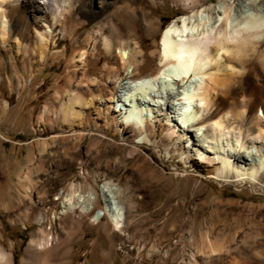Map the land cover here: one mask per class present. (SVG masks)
<instances>
[{
	"label": "rangeland",
	"instance_id": "rangeland-1",
	"mask_svg": "<svg viewBox=\"0 0 264 264\" xmlns=\"http://www.w3.org/2000/svg\"><path fill=\"white\" fill-rule=\"evenodd\" d=\"M96 1L93 11L99 10ZM215 1H201L202 7ZM108 7L123 38L130 37L138 51L134 78L156 73L161 32L180 14L190 13L178 0H116ZM45 17L49 22L48 12ZM64 24L66 33H55L50 50L54 53L44 62L35 58L31 47L35 41L27 32L18 33L19 44L28 50L24 55L14 53L11 38L0 42V107L7 103L0 115V243L11 249L14 264H19L29 233L37 228L22 219L24 212L30 216L42 212L41 225L53 212L49 230L59 237L77 219L80 225L66 244L67 264H191L187 261L191 253L193 264H264V243L254 242L264 235L253 240L244 225L248 220L264 225V218L236 217L264 212V170L254 181L206 177L216 161L214 150L203 142L205 129L169 122L172 109L165 103L173 102L172 95L181 89L177 81L171 94L152 106L146 139L125 133L112 95L114 75L125 80L126 67L116 54L105 52L100 38L83 39L87 32L94 36L96 24L85 13L68 14ZM107 67L112 68L110 73ZM246 88L244 79L230 97L243 95ZM68 90L86 100L95 97L96 106L82 108L84 130L61 121L60 104ZM172 129L174 136L168 138L166 132ZM248 152L238 157L242 167L258 152L264 153V138ZM102 181L120 189L127 236L113 231L104 217L95 225L77 212L72 218L59 217L61 196L71 185L91 192L95 209H100L97 184ZM235 222L241 226L235 228ZM209 241L221 243L222 249L212 252Z\"/></svg>",
	"mask_w": 264,
	"mask_h": 264
},
{
	"label": "bare ground",
	"instance_id": "bare-ground-1",
	"mask_svg": "<svg viewBox=\"0 0 264 264\" xmlns=\"http://www.w3.org/2000/svg\"><path fill=\"white\" fill-rule=\"evenodd\" d=\"M115 1L97 0L95 3L99 10L93 11L94 0H0V42L11 38L15 43L14 53L24 55L28 50L19 44L18 33L27 32L35 41L31 46L35 58L44 62L54 53L50 50L56 43L55 33H66V16L82 11L96 23L92 29L94 36L92 32H87L83 39L89 42L91 38H100L105 52L109 56L116 54L126 67L125 80L112 74L115 78L113 110L119 113V123L125 133L138 136V140L146 139L152 124V106L170 95L172 83L177 81L181 89L172 95L173 102L165 103V108L169 105L172 109L168 115L169 122L173 121L179 127L190 125L205 129L203 142L214 150L212 159L216 161L212 169L206 170V177L232 182L242 178L254 181L257 174L264 170V153L258 152L257 158H251L246 167L240 165L238 157L244 156V153L248 155L249 148L257 149L260 139L264 138V48H261L264 44V19L261 18L264 17V3L257 0H236L235 3L232 0H216L202 7L201 1L209 0H178L182 8L190 13L180 14L161 32L160 67L153 75L134 78L138 51L135 44L132 46L130 37L123 38L122 31L112 20V9L109 11L108 5H113ZM46 12L49 13V22L46 21ZM68 33L73 34V31ZM127 34L130 35L129 30ZM106 70L110 73L112 68L107 67ZM244 79H247L245 93L230 97L233 88L242 85ZM70 91L60 104L61 121L70 128L76 124L79 130H84L82 108L96 106L95 97L86 100L79 93ZM6 107L4 102L0 115ZM174 133L172 129L166 132V136L171 138ZM196 154L201 155L199 152ZM24 187L21 192L26 196ZM97 190L101 191L100 209H95L91 192L80 191L71 185L69 191L61 196L59 217L72 218L77 212L78 216H87L94 225L104 217L113 231L127 236L126 206L119 198V187L102 181L97 184ZM240 216L236 214L240 219L264 218V212ZM43 217L42 212L32 216L24 212L22 215L28 225L35 223L37 228L29 233L18 258L19 264H67L66 244L79 222L72 220L70 229L59 237L49 230L55 218L53 212L49 221L41 225ZM244 225L245 233L253 240L264 235V225L259 221L248 220ZM240 226L239 222H235V228ZM254 242L258 245L264 243V236ZM208 247L212 252L220 251L222 244L209 241ZM152 250L158 252L157 248ZM106 255L102 254L103 258ZM161 255L164 258L166 253ZM187 258L188 263L193 264V254ZM0 264H14L11 249L1 243Z\"/></svg>",
	"mask_w": 264,
	"mask_h": 264
},
{
	"label": "clouds",
	"instance_id": "clouds-1",
	"mask_svg": "<svg viewBox=\"0 0 264 264\" xmlns=\"http://www.w3.org/2000/svg\"><path fill=\"white\" fill-rule=\"evenodd\" d=\"M262 19H264V17H261Z\"/></svg>",
	"mask_w": 264,
	"mask_h": 264
}]
</instances>
